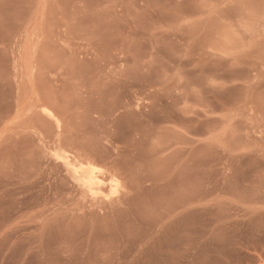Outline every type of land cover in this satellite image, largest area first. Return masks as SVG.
<instances>
[{"label": "rangeland", "instance_id": "rangeland-1", "mask_svg": "<svg viewBox=\"0 0 264 264\" xmlns=\"http://www.w3.org/2000/svg\"><path fill=\"white\" fill-rule=\"evenodd\" d=\"M249 252L264 0H0V264Z\"/></svg>", "mask_w": 264, "mask_h": 264}, {"label": "crops", "instance_id": "crops-1", "mask_svg": "<svg viewBox=\"0 0 264 264\" xmlns=\"http://www.w3.org/2000/svg\"><path fill=\"white\" fill-rule=\"evenodd\" d=\"M224 227L226 228H231V219H230V216H229V220L226 221L224 224ZM220 228V226H218ZM244 255L246 256H249L251 258V261L250 262H247L245 264H264V255L261 253V252H249V253H244ZM223 264H238L234 261H231L230 259L229 260H226V259H223Z\"/></svg>", "mask_w": 264, "mask_h": 264}, {"label": "bare ground", "instance_id": "bare-ground-1", "mask_svg": "<svg viewBox=\"0 0 264 264\" xmlns=\"http://www.w3.org/2000/svg\"><path fill=\"white\" fill-rule=\"evenodd\" d=\"M68 163H69V162H68ZM69 165H71V164H69ZM76 165H77V164H76ZM67 167H68V164H67ZM71 168H72V169H71L70 171H72V170L74 169V167H71ZM69 169H70V168H69ZM87 169H88V168H87ZM74 170H75V169H74ZM78 170H80V169H78ZM85 170H86V169H85ZM75 171H76V170H75ZM81 171H82V168H81ZM86 171H87V170H86ZM79 172H80V171H79ZM82 172H83V171H82ZM82 172H81V174H82ZM72 173H73V171H72ZM91 173H92V172H91ZM91 173H89V174H91ZM73 175H74V174H73ZM78 175H79V174H78ZM74 176H75V175H74ZM77 177H78V176H76V178H77ZM86 177H87V176H86ZM86 177H85V178H86ZM89 177H91V176H89ZM89 177H88V178H89ZM74 178H75V177H74ZM78 178L81 179V177H78ZM93 178H94V177H93ZM80 179H78V180H80ZM83 179H84V178H82V181H83ZM86 179H87V178H86ZM89 179H90V178H89ZM89 179H88V183L90 182ZM84 180H85V179H84ZM92 180H94V179H92ZM77 182H78V181H77ZM84 182H86V181H84ZM78 183H79V182H78ZM86 183H87V182H86ZM82 184H83V183H82ZM89 184H90V183H89ZM89 184H88V186H91V185H89ZM93 185H94V184H93ZM82 187H83V186H82ZM84 188H86V187H84ZM91 189H92V188H91ZM89 191H90V190H89ZM91 196H92V195H91Z\"/></svg>", "mask_w": 264, "mask_h": 264}]
</instances>
